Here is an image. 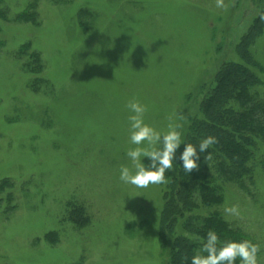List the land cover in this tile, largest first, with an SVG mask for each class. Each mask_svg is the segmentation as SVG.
<instances>
[{"label":"rangeland","instance_id":"1","mask_svg":"<svg viewBox=\"0 0 264 264\" xmlns=\"http://www.w3.org/2000/svg\"><path fill=\"white\" fill-rule=\"evenodd\" d=\"M224 3L0 0V264L166 263L163 183L119 179L134 171L127 105L161 133L186 123L264 0ZM250 51L264 96V33ZM256 158L254 186H226L219 211L264 264V149Z\"/></svg>","mask_w":264,"mask_h":264},{"label":"trees","instance_id":"2","mask_svg":"<svg viewBox=\"0 0 264 264\" xmlns=\"http://www.w3.org/2000/svg\"><path fill=\"white\" fill-rule=\"evenodd\" d=\"M263 33L264 5L235 45L236 59L222 62L211 81L200 86V98L179 129L184 143L198 145L207 136H214L216 143L207 150L208 155L200 154L197 169L186 172L177 160L165 172L158 229L165 264H190L209 230L220 241L249 240L223 218L219 208L226 186L249 193L248 187L255 184L257 153L264 149L263 82L261 68L250 51ZM182 150L183 145L176 155Z\"/></svg>","mask_w":264,"mask_h":264},{"label":"clouds","instance_id":"3","mask_svg":"<svg viewBox=\"0 0 264 264\" xmlns=\"http://www.w3.org/2000/svg\"><path fill=\"white\" fill-rule=\"evenodd\" d=\"M215 6L219 9L226 7L224 0H215ZM127 108L131 113L128 116V142L136 147L125 153L134 171L123 165L119 169V179L125 184L138 188L162 184L166 181L165 172L173 169L177 160L186 172L197 169L200 154L207 152L216 143L214 136L205 137L198 145L184 143L179 124L170 123L168 131L161 133L145 122L147 108L144 104L133 101ZM181 145L183 150L177 156ZM145 158L147 164L142 162ZM224 212L229 216H240L239 206L236 204L225 208ZM202 240L203 243L191 257L190 264H259V243L248 239L220 241L216 232L211 230Z\"/></svg>","mask_w":264,"mask_h":264}]
</instances>
